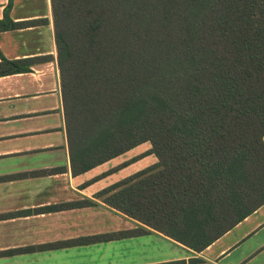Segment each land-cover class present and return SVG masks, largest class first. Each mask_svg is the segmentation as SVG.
I'll return each instance as SVG.
<instances>
[{
  "label": "trees",
  "instance_id": "1",
  "mask_svg": "<svg viewBox=\"0 0 264 264\" xmlns=\"http://www.w3.org/2000/svg\"><path fill=\"white\" fill-rule=\"evenodd\" d=\"M11 4L0 31L46 23L12 20ZM50 9L72 175L146 142L156 161L93 195L135 227L0 256L152 231L200 252L264 204V0H50ZM0 58L4 76L50 56ZM93 205L83 198L38 211Z\"/></svg>",
  "mask_w": 264,
  "mask_h": 264
},
{
  "label": "crops",
  "instance_id": "2",
  "mask_svg": "<svg viewBox=\"0 0 264 264\" xmlns=\"http://www.w3.org/2000/svg\"><path fill=\"white\" fill-rule=\"evenodd\" d=\"M42 1L46 6H41V0H12L9 15L14 21L46 18V26L34 22L0 31V52L5 58L50 56L30 65L27 72L0 76V176L57 166L66 169L0 180V252L136 226V221L93 195L140 169L108 172L107 166L121 156L79 175H72L69 169L50 0ZM7 3L0 0V18ZM60 157L63 163L57 161ZM83 198L93 199L96 205L38 211ZM263 226L264 204L200 252L152 231L106 242L5 254L0 256V264H157L175 260H184V264H264V236L258 237Z\"/></svg>",
  "mask_w": 264,
  "mask_h": 264
},
{
  "label": "rangeland",
  "instance_id": "3",
  "mask_svg": "<svg viewBox=\"0 0 264 264\" xmlns=\"http://www.w3.org/2000/svg\"><path fill=\"white\" fill-rule=\"evenodd\" d=\"M44 5L46 6V2L44 3L41 0V6L44 7ZM43 25L46 26V23H43ZM47 34L48 33L45 30V40H48ZM149 148H150L149 142L142 143V144L136 146L135 148H133V150L131 149L130 151L126 152L125 154L120 155L121 157L119 156L120 158L115 160L116 161V162H114L115 164H111L110 166H107V167L109 169H111L113 167L120 165L121 163H123L127 160L134 159L128 165L120 167L119 169H122V168L125 169L124 173L129 171V170L143 169V168L153 164L156 161V157L153 154L147 153ZM41 157H43V156H40V158ZM34 159H37V158H32L31 160H34ZM50 159L54 160L55 157H52ZM57 161L59 163H63V157L57 158ZM260 236H264V230L262 232L261 231L259 232L258 237H260ZM110 253H112V251H110ZM113 254L118 255L115 251L113 252ZM125 256L132 258V255H130L128 253H126Z\"/></svg>",
  "mask_w": 264,
  "mask_h": 264
}]
</instances>
